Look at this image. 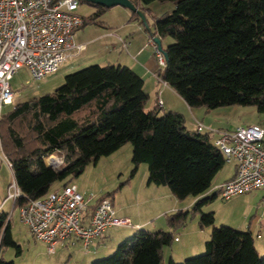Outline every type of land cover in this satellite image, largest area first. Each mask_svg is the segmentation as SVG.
<instances>
[{"label": "trees", "instance_id": "16d2710c", "mask_svg": "<svg viewBox=\"0 0 264 264\" xmlns=\"http://www.w3.org/2000/svg\"><path fill=\"white\" fill-rule=\"evenodd\" d=\"M131 1L139 8L154 1L173 4L154 21L152 34L171 38L161 46L165 66L156 73L188 106L253 105L264 113V0ZM90 5L94 11L82 25L106 9ZM148 98L143 79L131 68L91 64L66 74L52 93L15 103L0 120L2 150L21 191L15 207L70 183L65 179L130 143L131 176L146 164L148 184L166 186L177 200L192 196L199 226H213L212 212L201 206L216 196L205 194L225 165L223 153L208 132L188 130L181 113L147 109ZM50 155L61 156L62 165L47 164ZM56 181L63 184L52 188ZM189 212L170 215L168 230L136 231L91 264H163V247L175 237L172 228L183 225ZM5 245L20 250L8 214L0 212V247ZM0 264L14 262L0 257ZM167 264H264V255L249 229L222 225L212 227L203 253Z\"/></svg>", "mask_w": 264, "mask_h": 264}, {"label": "built area", "instance_id": "2783aa9c", "mask_svg": "<svg viewBox=\"0 0 264 264\" xmlns=\"http://www.w3.org/2000/svg\"><path fill=\"white\" fill-rule=\"evenodd\" d=\"M78 5V0H0V120L3 107L15 104L9 81L19 69L24 68L33 79H39L83 50V44L73 41V32L84 21L77 13ZM154 37L148 34L145 45L152 48L158 68H163L165 57ZM155 76L161 85L168 86L157 73ZM162 104L158 91L155 106L160 108ZM195 128L198 132L213 131L200 122H196ZM218 132L215 146L223 153L225 162L235 164L233 177L217 186L221 197L229 199L264 187V127L251 124ZM46 162L59 167L63 160L50 155ZM20 196L13 177L6 199L15 204ZM90 204V197L85 198L75 184L67 183L43 197L28 200L17 207V212L19 221L34 239L46 245L51 255L58 242L79 240L87 248L107 228L130 225L127 218L115 214L108 198L99 199L92 207Z\"/></svg>", "mask_w": 264, "mask_h": 264}, {"label": "rangeland", "instance_id": "374dc122", "mask_svg": "<svg viewBox=\"0 0 264 264\" xmlns=\"http://www.w3.org/2000/svg\"><path fill=\"white\" fill-rule=\"evenodd\" d=\"M152 4H155L152 5L153 11L158 12L164 11L163 9H165V7L163 4H170L169 6H173L171 2L154 1ZM117 8V6L106 8L101 15L97 16L94 22L85 23V25L81 27L84 29V38L95 37L101 32L103 25L100 22L101 20H103L105 24L108 23L112 25V23L118 19V17L115 19L112 17V14H114ZM170 9L172 10L173 8ZM171 10H169V12ZM93 11L94 7L87 2H80L77 8V13L83 17L89 16ZM170 41V37L163 38L161 40V46L165 47ZM145 46L149 47L148 45ZM89 53L92 54L88 55V57L93 56V54L96 55L94 46L89 49ZM98 57L103 59V56ZM99 61L100 60H98V62ZM66 63L67 61L56 71L39 79H33L26 69H19L9 81L10 87L15 94L14 103L45 93H52L56 87L63 83L65 75L74 71H66ZM233 106L240 108L238 114L233 116V118L236 117L234 120L238 123L243 126L258 123L260 126L264 127V113L258 112L255 106ZM11 109L12 105H5L3 107V114ZM209 135L210 138H212L213 132H210ZM131 153L132 147L130 143H125L109 155L100 157L97 162L89 163L77 176L65 179V182L68 181L75 184L85 198L90 197L91 204H94L97 199L104 196V198H108L113 202L114 209L117 211L119 217L130 218V225L113 226L107 230V233L111 236L110 239L114 238L116 241L117 238L124 237L120 240L117 239V244L131 237L140 229L147 232L156 231L161 227L163 230L170 229L168 218L171 217L170 215L175 214L177 209H179L177 207H181L182 205L186 207L183 209L189 210L190 212L183 225L172 228L174 229V231L172 230L173 236H176L179 242L172 241L170 245L163 247V264L168 263L170 259L169 256H171L173 261L180 262L188 257L203 253L204 242L209 238L212 227L226 225L241 230L249 229L253 235L259 230L262 238H264V201H262L264 200V189H262L264 187L233 195L229 199L222 198L219 188H215L216 182L219 181L221 177L230 174L232 170L231 164L225 163L223 168L216 174L212 183V188L205 194L211 195L212 193H216V196L201 206V210L204 213L212 212L214 217L213 226L200 227L198 223L200 214L191 211L193 205V203H191L193 201L192 196H188L183 200H177L174 197L164 195L162 188H167L166 186L151 185L152 187H148L146 185L147 176L145 179L147 166L144 163L139 164L136 172L131 176L133 168ZM0 163L5 168L9 184L13 180L12 171L2 159H0ZM62 184L63 181H56L52 184V188H56ZM7 207L8 206H6V208ZM9 209L6 210L13 214L11 220L13 240L19 245L20 250L18 251L15 246H1L0 257L5 260H13L14 264H46L49 260L62 264V261H64L70 250L63 249L62 252H58V249H56L54 255H48L45 244L33 239L27 227L19 221L17 208ZM143 221H147L148 223L145 222L140 228L131 227L132 223H141ZM254 240H257L255 235ZM117 244H115L112 250L105 256L112 253ZM176 244H181V246H183L181 253L185 255V258L179 256L181 253H176ZM105 256H100L99 258Z\"/></svg>", "mask_w": 264, "mask_h": 264}, {"label": "crops", "instance_id": "0c3cea01", "mask_svg": "<svg viewBox=\"0 0 264 264\" xmlns=\"http://www.w3.org/2000/svg\"><path fill=\"white\" fill-rule=\"evenodd\" d=\"M152 5L155 4L150 3L148 5L140 6L142 8V11L144 12L148 27H145L142 24L141 20L138 17L136 18L129 9L116 5L118 8L117 10H115L114 14H112L113 15L112 17L113 19L118 17V19L115 22H113L112 25L108 23L105 24V22L101 20L100 22L101 24H103L101 28L102 30L97 36L92 38H84L83 36L84 29H82L81 27H83L85 24L77 28L73 32V41L76 44L78 43L83 44L84 48L76 56L72 57L70 60L67 61V63L65 64L66 71H71V70L75 71L77 69L95 63L99 65H108V64L125 65L131 68L136 74H138L143 79V90L145 93L148 94L149 97L146 105L147 109H152L154 107L156 108L155 99L157 92L159 91V95L163 102L162 107L157 108L160 114L167 111H177L181 113L183 116L184 125L190 131L196 129L195 128L196 122H200L201 124H203L204 127L213 130V131H208V130L202 131L203 133L208 132V137L211 141H214L215 138H217V136L219 135L218 130L219 131L233 130L237 126H243L242 124L234 120V118L236 117L233 118L235 114H238L240 108H237L236 106L234 107L233 105L222 106L213 109H207L205 107L201 108L202 106L190 107L186 104V102L182 99V97H180L178 93H176L169 85L163 86L157 81L155 74L158 70V66L156 64V60L152 48L145 46V42L147 35L152 34V32L154 31L155 19L161 17L165 13H168L169 10H171L170 8H173V6L172 5L169 6L170 4H163L165 7V9H163L164 11L158 12V11H153ZM93 46L96 55L93 54V56L88 57V55L92 54L89 53V49H91V47ZM98 56H103V59H100V57ZM98 60L100 61L98 62ZM252 124H258V123H252ZM210 132H213L212 138H210L209 135ZM2 154L5 156L0 141V159L5 161L3 159ZM225 163L231 164L232 170L229 175L221 177L219 181L216 182L215 187H217L222 182L232 178L235 173L234 162H225ZM10 170L12 171L11 168ZM147 175L148 172L146 170L145 179ZM146 185L148 187H152L151 185L153 184H148L146 180ZM7 186H8V181L6 177L5 168L0 163V210H2L0 212H5L8 214V218L10 219V233L13 238V232H12L13 230L11 225L13 214L12 212L9 213L6 209L9 208L14 209L17 207H15V204L10 199H6ZM162 189L164 195L168 197H173V195L171 194L168 188L164 187ZM193 202H194V198L191 203ZM111 203L114 208V204L112 201ZM6 206L8 207L6 208ZM182 206L177 208L183 209L185 207L184 205ZM114 211L115 214L119 216L115 209ZM123 218H127L128 220H130V218L128 217H123ZM145 222L147 221H143L141 223L139 222L132 223L131 227L140 228V226L143 225ZM109 228L103 231L96 238L92 239L87 248H84L79 240H68V241L66 240V241L58 242L54 247L53 255L56 253V249H58V252H62L63 249H69L70 252L67 254L64 261H62V264H91L95 260V258H99L100 256H105L106 254H108L112 250L113 246L117 244L116 242L121 238H124V237L121 238L116 237L118 239V240L116 239V241L114 238L110 239L111 236L110 234L107 233V230ZM159 229H162V227ZM254 235L255 238L257 239L256 241L254 240V245L256 247V250L260 255H264V238H262V235L260 234L259 230H257ZM173 241L179 242V239L175 236ZM176 248H177L176 253L177 252L181 253L182 252L181 249L183 248V246H181V244H176ZM179 256L181 258H185V255H183L182 253ZM169 257L170 259H172L171 256ZM46 264H59V263H56V261L49 260L48 263Z\"/></svg>", "mask_w": 264, "mask_h": 264}, {"label": "water", "instance_id": "95a60500", "mask_svg": "<svg viewBox=\"0 0 264 264\" xmlns=\"http://www.w3.org/2000/svg\"><path fill=\"white\" fill-rule=\"evenodd\" d=\"M83 1L87 2V3H90V4H93V5L103 6L105 8L113 7V6H116V5L125 7L127 9H129L131 12L136 13L138 18L141 20L142 24L145 27H148L144 12L142 11L141 8L136 6L131 0H83ZM154 40H155L158 48L161 49L164 57H166V52L163 51L162 48H161L160 39L156 36V37H154Z\"/></svg>", "mask_w": 264, "mask_h": 264}]
</instances>
